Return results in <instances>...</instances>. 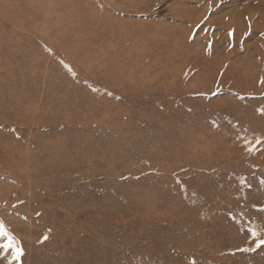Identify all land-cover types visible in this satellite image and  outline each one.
<instances>
[{
    "label": "rangeland",
    "instance_id": "374dc122",
    "mask_svg": "<svg viewBox=\"0 0 264 264\" xmlns=\"http://www.w3.org/2000/svg\"><path fill=\"white\" fill-rule=\"evenodd\" d=\"M70 1L0 9V246L22 249L17 261L0 247V264H264V0ZM73 38L104 68L74 66ZM57 60L73 77L48 75ZM118 62L136 76L106 87ZM88 92L112 104L109 121L2 106L17 93L69 110ZM112 142L126 159L108 170Z\"/></svg>",
    "mask_w": 264,
    "mask_h": 264
},
{
    "label": "bare ground",
    "instance_id": "6f19581e",
    "mask_svg": "<svg viewBox=\"0 0 264 264\" xmlns=\"http://www.w3.org/2000/svg\"><path fill=\"white\" fill-rule=\"evenodd\" d=\"M18 0H0V9L1 10H3V11H1V12H5L7 15H9V14H12L9 10H13V8H14V5L16 4V2H17ZM72 1V0H71ZM70 1V2H71ZM30 3V2H29ZM73 6V5H72ZM76 6V5H75ZM5 8V9H4ZM80 8V7H79ZM255 8V7H254ZM9 9V10H8ZM45 9V8H44ZM43 9V10H44ZM46 10V9H45ZM54 10V9H53ZM42 11V10H41ZM70 11V10H69ZM62 12V11H61ZM95 12V11H94ZM98 12V11H97ZM64 13H66V12H64ZM91 13V12H90ZM93 14V13H92ZM98 14V13H97ZM99 15V14H98ZM29 16V15H28ZM60 16V15H59ZM96 16V15H95ZM49 17V16H48ZM53 17V16H52ZM56 17V16H55ZM54 17V18H55ZM87 17V16H86ZM85 17V18H86ZM88 17H89V15H88ZM113 18V17H112ZM47 19V18H46ZM69 19V18H68ZM80 19V18H79ZM78 19V20H79ZM83 19V18H82ZM82 19H81V21H82ZM90 19H91V17H90ZM93 19H95V18H93ZM76 20V19H75ZM88 20V19H87ZM113 20V19H112ZM118 20V19H117ZM117 20H116V22H117ZM34 21V20H33ZM48 21V20H47ZM53 21H54V19H53ZM58 21H60V20H58ZM94 21V20H93ZM114 21V20H113ZM46 22V21H45ZM64 22V21H63ZM68 22V21H67ZM115 21H114V24L115 25H117V27H119L120 25V21H118L117 23H116ZM37 23V22H36ZM83 23V22H82ZM108 23V22H107ZM119 23V24H118ZM61 24V23H60ZM68 24V23H67ZM76 24V23H75ZM74 24V25H75ZM127 24V23H126ZM63 25V24H62ZM90 25V23H88L87 25H83V24H77V26H80V27H84L85 29L87 28V29H91L92 28V26L93 25H91V26H89ZM103 25V24H102ZM101 25V26H102ZM125 26V25H124ZM128 26L129 25H127V28H128ZM130 26H132V25H130ZM53 26H51V28H52ZM62 28H63V26H61ZM75 27H76V25H75ZM74 27V28H75ZM89 27V28H88ZM116 27V28H117ZM6 28L7 27H5L4 29H2L3 31L4 30H6ZM44 28H46V26L45 25H43L42 27H41V29H44ZM54 28V27H53ZM123 28V27H122ZM41 29L39 30V31H41ZM65 29V28H64ZM73 28H71V30H72ZM79 29V28H78ZM48 31H50L51 29H50V27H49V29H47ZM46 30V31H47ZM83 30V29H82ZM113 30V29H112ZM120 30H122V29H120ZM57 31V30H56ZM66 31V30H65ZM77 31V30H76ZM85 31V30H84ZM124 31H126V30H124ZM142 31V30H141ZM86 32H88V31H85V33ZM92 32V31H91ZM94 32V31H93ZM96 32V31H95ZM98 32V31H97ZM38 33H40V32H38ZM49 33V32H48ZM100 33V32H99ZM137 33V32H136ZM143 33V32H142ZM6 34V33H5ZM41 34V33H40ZM51 34L52 35H55L53 32H51ZM76 34V33H75ZM74 34V35H75ZM84 34V33H83ZM98 34V33H97ZM141 34V33H140ZM11 35H13V34H11ZM50 35V34H49ZM48 35V36H49ZM74 35H72L73 37H74ZM81 35V34H80ZM88 35H89V32H88ZM137 35V34H136ZM142 35V34H141ZM99 36V35H98ZM100 36H102V35H100ZM108 36V35H107ZM107 36L105 37V38H107ZM35 37V36H34ZM52 37V36H51ZM81 37V36H80ZM140 37V36H139ZM13 38V37H12ZM49 38V37H48ZM78 38V37H77ZM77 38H73V40H76L75 41V43H73V44H71V45H67V46H69V48H70V50H72L73 51V55H74V57L72 56V61H74L72 64L74 65V66H76V67H78V68H80L81 70L82 69H85V71H92V70H94V71H97V72H99V70L100 69H102V68H104V66L107 64H97L96 63V61L94 60V59H96V58H94L93 59V57L95 56V57H97V56H99V55H101V53H102V50L100 49V50H98V46L96 47V49L95 50H93V52L91 53V54H85L84 52H83V49H85L86 48V46H88V45H86V43H84V42H81L80 40L78 41V39ZM103 38V37H102ZM122 38V37H121ZM137 38V37H136ZM69 39H72V37L71 38H69ZM81 39V38H80ZM92 39V38H91ZM100 39H101V37H100ZM124 39V41H122L121 42V44H120V47H122L124 44H128L129 42H132L133 40H130V37H124L123 38ZM144 39V38H143ZM54 40H57V39H54ZM88 40V39H87ZM90 40V39H89ZM107 40V39H106ZM58 41V40H57ZM60 42H61V40H59ZM94 42V41H93ZM96 42V41H95ZM128 42V43H127ZM134 42V41H133ZM98 43V42H97ZM5 44V43H4ZM3 44V45H4ZM59 45H60V43H58ZM96 44V43H95ZM105 44V43H104ZM109 44L111 45V44H113V42H112V40H109ZM108 43H107V45H109ZM98 45V44H97ZM93 46H95L94 44H93ZM103 46V45H102ZM134 46V45H133ZM137 46V45H136ZM1 47V46H0ZM4 48L6 47H8V45L7 46H3ZM103 47H105V45L103 46ZM99 48H100V46H99ZM10 50H11V48H9ZM8 49V50H9ZM62 49V48H61ZM75 49H77V50H79V52H76L75 51ZM123 49V48H122ZM121 49V50H122ZM106 50V49H105ZM16 51L17 52H22L23 50H21V49H16ZM32 51V50H31ZM64 51H65V49H64ZM75 51V52H74ZM127 53V52H126ZM125 53V54H126ZM104 54V53H103ZM129 54V53H128ZM105 55V54H104ZM119 54L117 53V54H115V56L113 57V56H111V55H108L109 57H107L106 59H118V58H120L119 56H118ZM12 56H14V55H12ZM32 56V55H31ZM140 55L138 54V56L136 57V58H138ZM21 56H19L18 58H20ZM33 57H34V55H33ZM126 57V56H125ZM127 57H129V58H132L133 57V55H129V56H127ZM102 58L104 59V57L102 56ZM23 59V58H22ZM45 59V58H44ZM29 60V59H28ZM27 60V63L25 64L26 66L28 65V67L30 68V67H32V66H34V62H32V61H28ZM98 60H99V58H98ZM75 61H77V62H75ZM117 61V60H116ZM108 62V61H107ZM20 64V63H19ZM57 64H59V68L56 70V71H54V72H52L53 74H48V75H51V76H55V77H57V78H60V79H65V78H67V77H69V78H71V77H73L70 73H69V71H68V69L66 68V67H64L63 65H61L60 64V61L59 60H57ZM70 64H71V62H70ZM116 64V63H115ZM114 64V65H115ZM117 64H120L119 62L117 63ZM65 65H67V64H65ZM99 65V66H98ZM131 66V64L129 65H121L120 64V68H117V66H111V74L109 75V76H107L104 80H105V86L106 87H109V88H114L113 86L115 85V84H117L118 83V85L119 86H124L123 85V83H125L126 82V85H128L129 83H128V81H129V78H131V77H135L136 76V69L135 70H133V68L132 67H130ZM116 68V69H115ZM27 71H25V72H23V71H18L17 72V74H19V75H24V74H26V73H30L29 71H28V69H27V67L25 68ZM54 69V68H53ZM110 69V68H109ZM79 70V69H78ZM50 71H51V69H50ZM47 72V71H46ZM142 73H144L145 71H141ZM94 73V72H93ZM45 74V73H44ZM101 76V75H100ZM3 77H5V78H7V77H11V75L10 74H8V75H5V76H3ZM95 78V77H94ZM3 80V79H2ZM119 80H123V82H121L120 83V81ZM126 80V81H125ZM13 86V85H12ZM12 86H10V87H8L9 89H13L12 88ZM1 87V86H0ZM2 88V87H1ZM8 88H6V89H8ZM2 90V89H1ZM95 93H90V92H88V93H85V94H81L80 95V97H81V99H83V100H85V101H87V102H89V103H91L89 106H87V107H70L69 108V110H68V108L66 107V105L64 104V103H62V104H59V105H57L56 107L55 106H52V105H50V104H45V105H43V107H42V109H39L38 111H36V109L34 110L33 108H34V106H35V101L36 100H29V103H27V104H25V105H21L20 104V101H18L19 99H20V96H18L17 95V93H9V94H4V96H3V98H4V103L2 104V106H11L13 109H16L15 110V113H17V114H20L21 112H23L24 110L26 111V112H33V111H35V112H37V113H39L41 116H48V115H54V117L55 116H58V117H55L54 119H58L59 117L60 118H64V119H66V120H70V119H73V120H78V121H76V122H81V121H84V119L87 117V116H90V115H94V111H97V109H99V108H102V112H101V115L103 116L102 117V120H104L105 122H107V121H109L112 117L111 116H113L112 114L114 113V107L112 106V104H110V103H108V101L106 100V101H104V100H102V99H98V98H96L95 96ZM2 96V95H1ZM97 96V95H96ZM43 104V103H42ZM106 109V110H105ZM106 111V112H105ZM110 111V112H109ZM115 114V113H114ZM87 115V116H86ZM100 115V116H101ZM101 118V117H100ZM14 120V119H13ZM27 120V119H26ZM72 121V120H71ZM14 122V121H13ZM109 137H111V138H114V136H109ZM79 138H75V142L76 143H78V141H80V140H78ZM74 142V143H75ZM82 143H84V142H82ZM119 143H105V147H106V152L108 153V154H110L109 156V158H108V160L107 161H105V163H104V166H105V168L106 169H108V170H114L113 168H114V166H115V164L117 163V162H124V160L126 159V153L125 152H123V149H121V148H119V145H118ZM45 145V144H44ZM84 147H86V146H84ZM83 147V148H84ZM190 146H186V150H188V152L187 153H193L192 151V148H191V151H190V148H189ZM61 150V149H60ZM60 150H57V152L58 151H60ZM77 151V150H76ZM82 151H84V150H82ZM105 151V150H104ZM207 151V150H206ZM49 152V151H48ZM47 152V153H48ZM79 152H80V150H79ZM12 153H16V152H12ZM101 153V152H100ZM21 154V153H20ZM175 154H177L176 152H175ZM48 155V154H47ZM50 155V154H49ZM58 156V154L56 155V156H53V158H56ZM128 156V155H127ZM153 156H155L154 155V153H152L151 154V157H153ZM178 156V155H177ZM179 156H181V154L179 155ZM186 157V156H188L187 154H182V156L181 157ZM46 160V159H45ZM49 160V159H48ZM58 169V168H57ZM144 194V193H143ZM143 194L142 193H140V195H138V196H134V202L136 203V199H137V201H138V203L140 204V206H142L141 208H148V206H149V204L148 203H146V201H144V199H143Z\"/></svg>",
    "mask_w": 264,
    "mask_h": 264
},
{
    "label": "snow or ice",
    "instance_id": "6c2138e0",
    "mask_svg": "<svg viewBox=\"0 0 264 264\" xmlns=\"http://www.w3.org/2000/svg\"><path fill=\"white\" fill-rule=\"evenodd\" d=\"M247 143V141L245 142ZM260 143V138H257L256 139V144H259ZM255 149V145H252L251 147L247 148L248 151H253ZM0 235H3L5 236L6 238L9 237L10 233L7 231V229L4 227V225L2 224V222H0ZM257 232L255 230H252L251 231V236L252 237H257ZM47 237H45L46 239ZM14 239V238H13ZM261 245H264V239H257L256 240V247H260ZM4 249H9V248H12L13 249V259L14 260H19L21 254H22V249H20L19 247L17 246H14L13 244H10V243H5L3 244L2 246H0Z\"/></svg>",
    "mask_w": 264,
    "mask_h": 264
}]
</instances>
